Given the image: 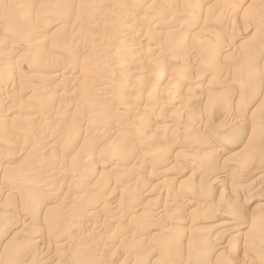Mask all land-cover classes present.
Instances as JSON below:
<instances>
[{
	"label": "rangeland",
	"instance_id": "374dc122",
	"mask_svg": "<svg viewBox=\"0 0 264 264\" xmlns=\"http://www.w3.org/2000/svg\"><path fill=\"white\" fill-rule=\"evenodd\" d=\"M0 264H264V0H0Z\"/></svg>",
	"mask_w": 264,
	"mask_h": 264
},
{
	"label": "bare ground",
	"instance_id": "6f19581e",
	"mask_svg": "<svg viewBox=\"0 0 264 264\" xmlns=\"http://www.w3.org/2000/svg\"><path fill=\"white\" fill-rule=\"evenodd\" d=\"M140 1V0H139ZM239 9V8H238ZM123 23V22H122ZM119 36V35H118ZM119 55V54H118ZM133 62V61H132ZM84 79V78H83ZM248 95V94H247ZM257 96V92H256V90H253V91H250L249 92V95H248V100H250V99H255V98H257L256 97ZM253 101V100H252ZM242 103V102H241ZM139 138H141V137H139ZM207 154V153H206ZM205 154V155H206ZM206 164V163H205ZM208 164V163H207ZM247 166V165H246ZM245 168V167H244ZM243 169V168H242ZM59 170V169H58ZM64 172V171H63ZM249 172H250V170H249ZM247 173V172H246ZM259 180V179H258ZM10 182V181H9ZM16 190V189H15ZM211 210V209H210ZM157 214V213H156ZM22 223V222H21ZM255 224V223H254ZM219 224L217 223V222H214L213 223V226H218ZM24 226V225H23ZM253 226V224L249 227V228H251ZM259 228V227H258ZM256 230V229H255ZM259 230V229H258ZM258 233V232H257ZM256 234V233H255Z\"/></svg>",
	"mask_w": 264,
	"mask_h": 264
}]
</instances>
